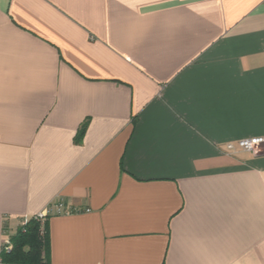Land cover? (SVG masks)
I'll list each match as a JSON object with an SVG mask.
<instances>
[{
	"label": "crops",
	"instance_id": "1",
	"mask_svg": "<svg viewBox=\"0 0 264 264\" xmlns=\"http://www.w3.org/2000/svg\"><path fill=\"white\" fill-rule=\"evenodd\" d=\"M257 136L264 0H0V251L60 205L37 264H264Z\"/></svg>",
	"mask_w": 264,
	"mask_h": 264
},
{
	"label": "trees",
	"instance_id": "2",
	"mask_svg": "<svg viewBox=\"0 0 264 264\" xmlns=\"http://www.w3.org/2000/svg\"><path fill=\"white\" fill-rule=\"evenodd\" d=\"M45 223L46 219L41 224L33 216L24 225H19L17 232L9 238L11 249H1V261L8 260L17 264H37L45 261L48 241Z\"/></svg>",
	"mask_w": 264,
	"mask_h": 264
},
{
	"label": "built area",
	"instance_id": "3",
	"mask_svg": "<svg viewBox=\"0 0 264 264\" xmlns=\"http://www.w3.org/2000/svg\"><path fill=\"white\" fill-rule=\"evenodd\" d=\"M263 145H264V138L257 136L254 138H244L235 143L233 142L226 143V149L229 152H232L234 150H245L251 153H255L256 151L260 150ZM53 211H54L53 208L49 206V208L37 212V214L34 217L35 219H38L42 224L44 220L49 216V214L52 213ZM60 211L61 209L59 205L57 206L54 212H60ZM27 219L28 218L23 219L20 225H24ZM11 247H12L11 241L8 238L4 239L2 244V249L5 251H9ZM1 262L2 261L0 257V264Z\"/></svg>",
	"mask_w": 264,
	"mask_h": 264
}]
</instances>
